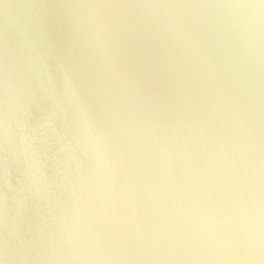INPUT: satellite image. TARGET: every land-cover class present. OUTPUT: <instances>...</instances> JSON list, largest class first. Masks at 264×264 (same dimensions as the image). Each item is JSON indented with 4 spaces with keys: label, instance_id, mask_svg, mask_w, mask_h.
<instances>
[{
    "label": "water",
    "instance_id": "1",
    "mask_svg": "<svg viewBox=\"0 0 264 264\" xmlns=\"http://www.w3.org/2000/svg\"><path fill=\"white\" fill-rule=\"evenodd\" d=\"M0 264H264V2L0 0Z\"/></svg>",
    "mask_w": 264,
    "mask_h": 264
},
{
    "label": "snow or ice",
    "instance_id": "2",
    "mask_svg": "<svg viewBox=\"0 0 264 264\" xmlns=\"http://www.w3.org/2000/svg\"><path fill=\"white\" fill-rule=\"evenodd\" d=\"M262 2H264V0H262Z\"/></svg>",
    "mask_w": 264,
    "mask_h": 264
}]
</instances>
